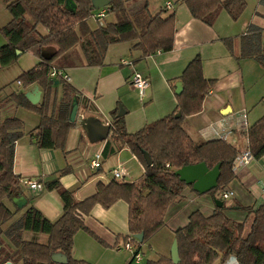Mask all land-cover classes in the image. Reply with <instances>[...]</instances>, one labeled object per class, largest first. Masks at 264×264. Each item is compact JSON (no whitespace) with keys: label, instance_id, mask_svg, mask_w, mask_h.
Instances as JSON below:
<instances>
[{"label":"trees","instance_id":"16d2710c","mask_svg":"<svg viewBox=\"0 0 264 264\" xmlns=\"http://www.w3.org/2000/svg\"><path fill=\"white\" fill-rule=\"evenodd\" d=\"M1 1L11 20L0 27V33L6 40V44L0 47V67L16 62L19 57L17 51L32 53L39 59L38 63L23 71L16 81L24 89L37 85L42 90V98L39 103L32 104L23 91L3 95L7 86L0 89V112L7 105L14 104L39 116V124L27 133L23 121L15 116L0 120V227L12 216L4 199L15 195L19 185L18 177L13 173L15 142L28 134L41 149H63L68 132L77 121L68 120L72 98H77L75 89L60 78L48 77L54 68V60L80 43L87 65H100L110 45L132 41L145 57L157 51L171 50L175 34V14L162 17L164 9L151 14L147 0L130 9L126 8V0H108L105 9L107 15L114 14L115 21H103L102 24L96 21L93 28L87 23L95 10L91 0H72L76 4L75 11L65 7L66 0ZM176 2L185 4L194 19L210 27L220 10H225L236 21L246 8L245 0ZM224 43L231 49V40L224 39ZM51 47L56 50L49 58H44V48ZM239 58L254 59L264 64V38L261 39L254 25H249L240 37ZM55 80L62 87V95L57 106L50 111ZM179 80L183 90L176 96V110L134 133L126 131L124 117L118 116L117 110L111 112L109 138L136 157L144 168L143 175L131 182L113 177L107 183L98 182L95 191L81 200H76L74 193L64 188L56 177L47 188L56 190L62 199V216L52 222L34 206L27 207L4 231V236L15 248L6 257L16 256L22 264H61L52 260L54 253H60L66 258L64 264H91L72 257V239L78 230L90 232L83 219L96 204L109 208L118 200L126 202L129 235L124 240L137 241L140 245L163 228L168 205L186 187L192 188L176 175L177 169L198 163H204L209 170L218 166L217 186L209 192L212 195L234 179L233 161L240 150L221 139L194 142L182 127L185 117L201 110L205 96L215 83V80L204 78L199 55L187 64ZM82 103L86 107L85 101ZM243 135L252 158L263 156L264 114L248 126ZM107 146L105 156L116 151ZM145 154L152 161L150 165L145 161ZM68 171L63 169L60 176ZM246 211V217L241 222L228 218L223 206L216 207L208 216L199 210L193 211L187 224L174 231L179 262L159 257L143 264H226L231 256L235 257L237 264H264V201L256 208H246ZM23 232L45 235L46 241L24 240ZM141 233L142 241H138L134 235ZM3 253L1 247L0 263Z\"/></svg>","mask_w":264,"mask_h":264},{"label":"crops","instance_id":"0c3cea01","mask_svg":"<svg viewBox=\"0 0 264 264\" xmlns=\"http://www.w3.org/2000/svg\"><path fill=\"white\" fill-rule=\"evenodd\" d=\"M245 2L246 8L236 21L225 10H220L210 27L194 19L185 4L174 0L173 6L167 1L154 14L161 9H164L162 17L175 14V34L172 49L169 51H157L143 57L141 51L134 47V41L117 43L108 47L102 64L90 66L87 65L83 49L78 43L54 60L52 66L69 75V84L76 91L77 121L69 130L63 149H41L28 134L15 142L13 173L18 177L19 185L15 195L4 199L6 206L12 211V216L0 227V248L4 251L0 264H22L16 256L6 257L15 248L4 236V231L27 207L34 206L52 222L62 216V199L56 190L47 188L51 180L59 177L61 185L72 191L76 200H81L95 191L98 182L107 183L112 178L113 170L119 171L122 180L127 182L137 180L143 175V166L126 147L112 141L109 134L105 140L91 142L80 122L86 118H96L102 124L110 125L111 112H119L121 107L126 131L134 133L173 113L177 106L176 96L183 90L179 76L196 55L202 60L204 78L215 80V83L205 96L201 110L185 117L182 127L197 143L218 139V134L231 131L228 142L238 150L243 149L244 127L251 126L264 114V64L254 59L239 58L240 37L249 25H254L261 39L264 38V1ZM138 4L139 1L134 6ZM10 20L11 16L0 0V27ZM109 21L114 22L115 17ZM88 25L93 28L89 23ZM224 39L231 40V49L225 45ZM4 44L6 40L0 35V47ZM55 50V47L44 48V54L51 56ZM18 55L16 62L0 67L1 70L16 66L17 74L14 79L39 61L30 52H20ZM134 72H140L149 82V87L142 94L131 85ZM3 87H6L3 95L15 91H23L27 95L37 90L40 93L37 103L42 98V90L37 85L24 89L18 81L7 83L0 78V89ZM177 91L180 92L177 94ZM61 95L62 87L55 80L51 91L50 111L57 106ZM82 101H85L86 107ZM10 116L23 121L25 133L39 124L36 113L14 104L1 110L0 120ZM106 146L116 151L105 156ZM98 154V168L93 171L89 163ZM63 169L69 171L60 176ZM234 173L235 177L226 185V189L219 190L232 192L227 199H221L215 193H198L193 188L186 187L167 207L163 228L144 244L160 238L163 245L156 253H165L170 258L175 242L174 231L185 226L189 215L195 210L208 216L216 207L223 206V212L228 218L243 221L247 214L246 208H256L264 201V155L259 159L252 158ZM29 183H35L36 187L31 188ZM17 195L26 199L22 208H18L12 201ZM217 200L221 204L216 203ZM127 218L128 205L123 200L116 201L109 208L96 204L83 219L85 227L91 233L78 230L73 236L72 257L99 264L97 253L117 255L122 249V239L129 235ZM22 238L35 239L40 243L46 241L45 235H34L30 232H23ZM133 245L139 252V261L131 256L124 264H132L133 261L143 264V244Z\"/></svg>","mask_w":264,"mask_h":264},{"label":"water","instance_id":"95a60500","mask_svg":"<svg viewBox=\"0 0 264 264\" xmlns=\"http://www.w3.org/2000/svg\"><path fill=\"white\" fill-rule=\"evenodd\" d=\"M93 9H100L103 7H107L109 4L108 0H91ZM65 7L71 11H75L76 4L72 0H66ZM20 51H17L19 54ZM44 58H49L43 53ZM180 91H177V94ZM26 98L32 104H36L39 100L40 93L36 90L32 93L25 95ZM78 111V100L76 97L72 98L70 111L68 115L69 122H74L77 116ZM124 114V111L120 107V111L118 112V116ZM82 127L86 130L87 136L91 142L102 141L107 139L108 134L110 132V125H105L99 122L96 118H86L80 122ZM145 161L147 165L152 163L150 157L145 154ZM176 175L179 176L181 180L185 183L192 185V188L198 193H206L210 192L217 186V179L219 175L218 166L209 170L204 163H198L194 165L183 166L176 170ZM13 203L18 207L22 208L26 204V199L22 196L17 195L12 198ZM216 203L221 204V201H216ZM135 239L138 241H142V233L138 235H134ZM173 263L179 262L178 248L176 241L173 243L171 248V257ZM52 260L61 264L66 262V258L64 255L60 253H54L52 256ZM226 264H237L235 257L231 256Z\"/></svg>","mask_w":264,"mask_h":264},{"label":"built area","instance_id":"2783aa9c","mask_svg":"<svg viewBox=\"0 0 264 264\" xmlns=\"http://www.w3.org/2000/svg\"><path fill=\"white\" fill-rule=\"evenodd\" d=\"M106 16H107V12L105 7L98 9V12L93 15V17L99 24L103 23V20ZM48 77L50 79L60 78L68 83L70 82L69 75L65 71L56 68H52L50 70V72L48 73ZM131 85L142 94L149 87V82L147 78L144 75H142L140 72H134L131 77ZM247 127L248 126L244 127V131L247 129ZM231 134H232L231 131H224L223 133L218 134L217 137L218 139L228 142V138L229 136H231ZM244 140H245V144L243 149L240 150V152L237 154V156L233 161V166H232L233 171H236L240 167L248 164L252 159V155L249 149L247 148L248 143L245 136H244ZM99 159H100V154L96 155V157L90 161L89 167L91 170L95 171L98 168ZM112 177L115 179H122L121 173L117 170H113ZM29 185L31 188L36 187L35 183H29ZM262 191L264 192V187L262 188ZM215 194H217V196H219L221 199H227L229 196L232 195V192L230 190H224L222 192L217 191ZM123 247L126 250L132 252V258L135 261H139L140 256L136 246H134L131 242L126 241Z\"/></svg>","mask_w":264,"mask_h":264},{"label":"rangeland","instance_id":"374dc122","mask_svg":"<svg viewBox=\"0 0 264 264\" xmlns=\"http://www.w3.org/2000/svg\"><path fill=\"white\" fill-rule=\"evenodd\" d=\"M138 1H139V4H141L142 0H126V3H125L126 8H129V9L134 8L135 7L134 4H136ZM167 1L171 2L173 4V6H175L174 0H147L149 11L154 14L155 10H159L160 8H163ZM97 12H98V9L93 10V14H96ZM113 17H114V14L107 15L103 20L104 23L108 22L109 20H112ZM88 23L93 27L96 26V24H97L94 17L89 18ZM0 35L2 36L1 33H0ZM16 74H17V67L16 66H11V67L4 68V69L0 70V78H1V80H3V82L8 83V82L12 81L13 83H15L16 79H14V77L16 76ZM225 187L226 186H224L222 189H220V191L223 189H226ZM227 202H230V200H228ZM154 235H156V234H154ZM154 235H153V237H154ZM125 242L126 241L124 239H122V245H121L122 249L118 252L117 255H111L107 252L97 253L99 256L98 263L99 264H124L132 256V252L126 250L123 247ZM131 243L135 244V245L138 244L137 241H133ZM142 244H143L141 247V251L143 254L142 263H145L147 260L152 259L155 256L156 257L153 260H157L159 257H168V255H165V253H158V254L156 253L157 250L159 249V247L163 245L160 238H154V241H152V242L150 241L149 244L148 243H146V244L142 243ZM132 264H136V263L133 261Z\"/></svg>","mask_w":264,"mask_h":264}]
</instances>
